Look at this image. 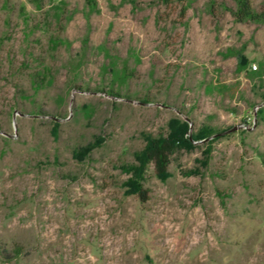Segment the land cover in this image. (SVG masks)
Masks as SVG:
<instances>
[{
	"label": "rangeland",
	"instance_id": "rangeland-1",
	"mask_svg": "<svg viewBox=\"0 0 264 264\" xmlns=\"http://www.w3.org/2000/svg\"><path fill=\"white\" fill-rule=\"evenodd\" d=\"M237 3L0 0V264H264V15ZM174 118L143 202L125 167Z\"/></svg>",
	"mask_w": 264,
	"mask_h": 264
},
{
	"label": "trees",
	"instance_id": "trees-1",
	"mask_svg": "<svg viewBox=\"0 0 264 264\" xmlns=\"http://www.w3.org/2000/svg\"><path fill=\"white\" fill-rule=\"evenodd\" d=\"M237 4L238 11L235 16L240 22L257 21L264 15L253 11L250 0H238ZM246 62L247 61L241 62V70L246 67ZM40 78L41 80H39V77L38 79H33V84L36 89L42 88L44 84H53V79L51 77H46L44 75ZM59 100L63 101L62 97H60ZM92 109L93 107L89 105H83L81 107V110L87 115H90ZM53 123V132L57 135L60 124L56 118ZM169 129L170 132L167 136L147 137L144 149L136 156L137 164L125 167L126 173L131 174L126 186L130 188L134 194H137L143 202L149 200L148 190L143 186V180L148 166L150 164L153 165L157 177L164 180L169 174L171 157L175 149L178 145L187 142L184 135L187 133L188 125L181 121V119H172L169 123ZM92 148V146L79 148L74 152V156L83 159L88 156Z\"/></svg>",
	"mask_w": 264,
	"mask_h": 264
},
{
	"label": "built area",
	"instance_id": "built-area-1",
	"mask_svg": "<svg viewBox=\"0 0 264 264\" xmlns=\"http://www.w3.org/2000/svg\"><path fill=\"white\" fill-rule=\"evenodd\" d=\"M254 68H257V67H254Z\"/></svg>",
	"mask_w": 264,
	"mask_h": 264
}]
</instances>
